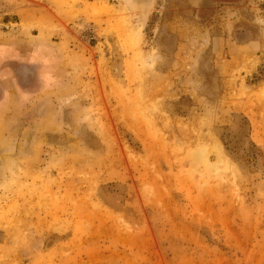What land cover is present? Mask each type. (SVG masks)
<instances>
[{"label": "rangeland", "instance_id": "obj_1", "mask_svg": "<svg viewBox=\"0 0 264 264\" xmlns=\"http://www.w3.org/2000/svg\"><path fill=\"white\" fill-rule=\"evenodd\" d=\"M88 24L115 47L1 166L0 264H264V0H0V36Z\"/></svg>", "mask_w": 264, "mask_h": 264}, {"label": "crops", "instance_id": "obj_2", "mask_svg": "<svg viewBox=\"0 0 264 264\" xmlns=\"http://www.w3.org/2000/svg\"><path fill=\"white\" fill-rule=\"evenodd\" d=\"M51 19L53 24L57 21L55 17ZM78 21L87 24L82 17ZM88 26L95 42L85 39L73 27L68 29L67 37L58 28H44L41 32L32 28L29 34H18L12 39L0 36V174L3 164L27 156L31 143L42 144L40 137L24 131L37 122L32 116L41 110L39 100L66 95L77 67L72 59L86 47L84 56L88 57L89 49L93 51L98 43L105 53L110 46L115 47L114 38L97 34L93 24ZM99 55L93 58L98 59ZM14 128L19 131L13 132Z\"/></svg>", "mask_w": 264, "mask_h": 264}, {"label": "bare ground", "instance_id": "obj_3", "mask_svg": "<svg viewBox=\"0 0 264 264\" xmlns=\"http://www.w3.org/2000/svg\"><path fill=\"white\" fill-rule=\"evenodd\" d=\"M205 162H207V161L205 160Z\"/></svg>", "mask_w": 264, "mask_h": 264}]
</instances>
